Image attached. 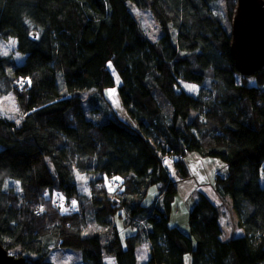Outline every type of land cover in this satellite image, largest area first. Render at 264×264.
Here are the masks:
<instances>
[{
    "label": "trees",
    "instance_id": "1",
    "mask_svg": "<svg viewBox=\"0 0 264 264\" xmlns=\"http://www.w3.org/2000/svg\"><path fill=\"white\" fill-rule=\"evenodd\" d=\"M218 1L0 0V42L14 40L22 56L19 63L0 52V96L13 93L24 115L19 124L0 117V244L7 252L18 248L23 264H52L44 241L55 238L78 251L81 264H104V254L115 264H183L186 254L190 264H264V68L249 76L251 85L236 72ZM223 1L234 12L236 0ZM129 3L151 9L162 30L156 42L140 33ZM107 63L120 77L133 125L85 116L81 92L92 91L96 104L114 85ZM179 81L209 88L193 96ZM183 148L225 164L215 191L230 199L241 235L222 240L219 210L202 193L188 213L189 234L169 226L177 194L169 171L187 179V154L161 159ZM74 170L94 175L89 199L77 196ZM114 177L116 205L102 184ZM9 181L18 183L20 200L4 190ZM153 185L157 197L143 206ZM55 194L75 211H56ZM120 206L135 229L123 240L113 220ZM87 223L93 232L84 234ZM144 242L149 253L140 263Z\"/></svg>",
    "mask_w": 264,
    "mask_h": 264
},
{
    "label": "rangeland",
    "instance_id": "2",
    "mask_svg": "<svg viewBox=\"0 0 264 264\" xmlns=\"http://www.w3.org/2000/svg\"><path fill=\"white\" fill-rule=\"evenodd\" d=\"M128 8L132 15L134 16V19L137 23L138 29L140 33L145 36L147 39H149L152 42H156L158 38L162 35V30L159 27L153 12L149 7L144 6H137L133 3L128 4ZM218 15L220 16V19L222 21V24L224 27L230 32L231 29V18L234 12H232V9L230 6L225 3L223 0L218 1ZM16 43L14 40H4L0 42V52L4 55L11 54L12 57L15 59L16 62L22 61V56L17 54L16 52ZM107 69L109 70L114 85L111 87L104 88L102 95V100L100 102H96V104H93L91 101H89L91 95L93 94L92 91L87 92H81V100H82V106L85 113V116L88 119L91 120H99L104 121L110 116H115L119 118L122 121H125L131 125H133L132 120L128 117L122 103L119 97L118 93V87L120 86V77L117 74V72L114 70L111 63H107L106 65ZM237 80H239L240 76H236ZM248 84H254V80L252 77H247ZM180 87L187 93L193 95V96H201V94H204L206 90L209 88V82L203 83L202 85L195 84L192 82H186V81H179ZM59 87L62 88V80L59 78ZM96 105V106H95ZM106 105V107H105ZM166 109L168 113H170L169 106L166 105ZM23 113L20 111L18 104L16 102V98L13 93H8L4 96H0V117L5 118L8 120H11L15 122L16 124H19L23 118ZM195 117V113L192 111L188 117V120H191ZM178 128L182 126V122L179 121L177 123ZM195 152L188 153V156L195 155ZM187 156V157H188ZM219 160V159H218ZM221 161V160H219ZM192 168V167H191ZM188 169V168H187ZM205 170H207L206 167H204ZM209 170H212L213 168L211 166L208 167ZM174 170V169H173ZM218 170V169H217ZM171 172V170H170ZM189 177L186 180L189 183H194L197 188L200 189L201 192L207 191L208 188L212 187L211 182V175L209 176L208 182L203 179L201 176L200 178L197 177V167L194 165V170L189 171ZM209 174V172H207ZM177 174L175 172H172V180L176 182V187L179 189V192L176 194L175 201L172 203V214H171V220L169 222L170 226H176L178 227L184 234H189L188 230V213L190 210L183 207V197L184 194L182 193L183 186H181L182 182L180 183L178 178L176 176ZM73 179L76 185L77 189V196H82L85 199H89V195L92 188V182L95 179L93 174H83L78 172L77 170L73 171ZM117 181L114 180V178L111 181H108L106 178L102 180V184L107 187L108 195L110 196L111 200L115 202L114 205L119 203V199L117 198V193H119V187L118 184L112 182ZM180 183V184H179ZM187 184V185H188ZM11 189V193L17 196V198L20 200L22 196V191L18 185V183L14 181H9L8 184L5 186L4 190L9 191ZM158 194L157 186L153 185L150 186L147 189L146 194L141 199V204L143 206H152L154 203L156 197ZM231 202V201H230ZM20 204V203H19ZM88 204L87 201H83V204L80 206V209L85 207ZM224 209H221V212H223L221 217V225L223 226V230L226 233L230 230V213L227 209H225V204L223 205ZM125 208L123 206H120L117 208L116 214L113 217V220L115 222L116 228L119 232V235L121 239L123 240L125 236L131 235L134 233L135 229L131 226L127 225L126 223V212ZM220 213V211H219ZM89 223V222H88ZM86 224L83 233L89 234V230L93 232L92 225ZM187 223V226H186ZM138 224V223H137ZM144 220L140 221L139 226H141L144 229ZM111 226H108L106 228L101 229V233L106 234L110 233ZM108 237L105 236L104 239H107ZM45 251L46 256L45 260L51 262L52 264H81V256L78 251L71 250L68 248H63L59 245V241L55 238H49L47 242H45ZM146 249L147 246H140L138 250V258L141 262L142 259L146 256ZM9 254L14 256H22L25 257V254L19 255L20 251L18 248H11L8 251ZM32 258H34V255H31ZM191 260V259H190ZM104 264H115L114 259L111 256L105 255L103 257Z\"/></svg>",
    "mask_w": 264,
    "mask_h": 264
},
{
    "label": "water",
    "instance_id": "3",
    "mask_svg": "<svg viewBox=\"0 0 264 264\" xmlns=\"http://www.w3.org/2000/svg\"><path fill=\"white\" fill-rule=\"evenodd\" d=\"M230 36V55L240 76L264 68V0H236ZM0 264H23V258L10 255L0 244Z\"/></svg>",
    "mask_w": 264,
    "mask_h": 264
},
{
    "label": "crops",
    "instance_id": "4",
    "mask_svg": "<svg viewBox=\"0 0 264 264\" xmlns=\"http://www.w3.org/2000/svg\"><path fill=\"white\" fill-rule=\"evenodd\" d=\"M120 82H121V80H120ZM187 156H188V154L183 158V162H184L186 168H188L189 171H192V170H194V165H195V167H197V177L200 178L202 176L203 179H205L206 182H208L209 176L211 175L212 187L211 188H208V186H207V188H206L207 191L201 192L200 189L197 188V186L194 183H189L188 184V181H186V180H189V179H185V180L180 179L179 182L180 183L182 182L181 183L182 184L181 186H183V187L185 186L183 188V190H182V193L184 194V197H183V202H184L183 203V207H185L188 210H190L194 206V203H195V201L197 199V194L198 193H202L220 211L219 218H218V222H219V225H220V228H221V238H222V240H228L230 237L241 235L242 234V230L239 229V227L237 225V218H236V215H235V213H234V211L232 209V205H231L230 199L228 197H221V196H219L216 193V191H215L214 178H215V176L217 174H221L222 176H225V174L227 173V169H226L225 164L222 161H219L217 158H212V157H207V156H201L198 153H196L193 156H191V155H189L188 157ZM209 166H211L213 169L212 170H209L208 169ZM204 167H206L207 170H205ZM170 170H171V172L169 171V174H170V177L172 179V172H174V170H173L172 167H171ZM207 172H209V174ZM114 180H117L118 181L120 179L114 177ZM175 184H176V182H175ZM178 192H179V189L177 188V193ZM175 198H176V195H175ZM174 201H175V199H174ZM224 204H225V209H227L229 211V213H230V217L229 218L231 220V222L229 224L230 230L227 231L226 233L224 232L223 226L221 225V217H222V214H223V212H221V209L222 208L224 209V207H223ZM172 208H171V211H170V214H169V222L171 220ZM186 226H187V223H186ZM144 245L147 246V249H146V256H145V258L141 260L142 263H143V261L146 260V258L148 256V253H149V244L147 242H144L141 245V247L144 246ZM139 248H138V250H139ZM138 250L136 252V256H137V259L139 261V258H138V255H137L138 254ZM183 259H184V264H190V259L191 258H190V255L189 254H186Z\"/></svg>",
    "mask_w": 264,
    "mask_h": 264
},
{
    "label": "built area",
    "instance_id": "5",
    "mask_svg": "<svg viewBox=\"0 0 264 264\" xmlns=\"http://www.w3.org/2000/svg\"><path fill=\"white\" fill-rule=\"evenodd\" d=\"M187 150L186 148H183L181 152L170 149L168 151V153H166L163 157H162V161L163 163L167 164V163H172L175 160L178 159H182L183 154H186ZM53 205L55 207V209L62 213V214H67V213H72L75 211V208L73 206V204H71L70 202H66L60 194H55L53 197ZM43 212V205L42 204H37L34 209H33V213L35 216H39L41 215Z\"/></svg>",
    "mask_w": 264,
    "mask_h": 264
},
{
    "label": "bare ground",
    "instance_id": "6",
    "mask_svg": "<svg viewBox=\"0 0 264 264\" xmlns=\"http://www.w3.org/2000/svg\"><path fill=\"white\" fill-rule=\"evenodd\" d=\"M263 182H264V177H263V179H261ZM183 264H184V259H183Z\"/></svg>",
    "mask_w": 264,
    "mask_h": 264
},
{
    "label": "clouds",
    "instance_id": "7",
    "mask_svg": "<svg viewBox=\"0 0 264 264\" xmlns=\"http://www.w3.org/2000/svg\"><path fill=\"white\" fill-rule=\"evenodd\" d=\"M187 154V153H186ZM62 197V196H61ZM57 211V210H56ZM43 213V212H42ZM40 216V215H39ZM11 255V254H10Z\"/></svg>",
    "mask_w": 264,
    "mask_h": 264
}]
</instances>
